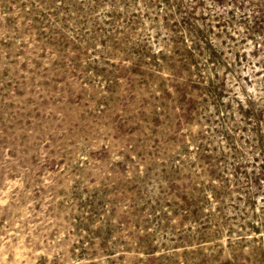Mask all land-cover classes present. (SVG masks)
Instances as JSON below:
<instances>
[{
	"label": "rangeland",
	"instance_id": "obj_1",
	"mask_svg": "<svg viewBox=\"0 0 264 264\" xmlns=\"http://www.w3.org/2000/svg\"><path fill=\"white\" fill-rule=\"evenodd\" d=\"M0 264H264V0H0Z\"/></svg>",
	"mask_w": 264,
	"mask_h": 264
}]
</instances>
